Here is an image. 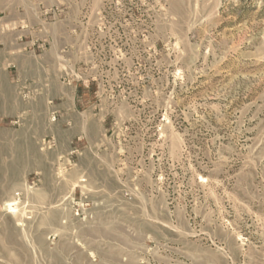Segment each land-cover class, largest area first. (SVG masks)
<instances>
[{
	"label": "rangeland",
	"instance_id": "374dc122",
	"mask_svg": "<svg viewBox=\"0 0 264 264\" xmlns=\"http://www.w3.org/2000/svg\"><path fill=\"white\" fill-rule=\"evenodd\" d=\"M49 15L84 45L78 105L0 65V264H264V0Z\"/></svg>",
	"mask_w": 264,
	"mask_h": 264
},
{
	"label": "crops",
	"instance_id": "0c3cea01",
	"mask_svg": "<svg viewBox=\"0 0 264 264\" xmlns=\"http://www.w3.org/2000/svg\"><path fill=\"white\" fill-rule=\"evenodd\" d=\"M54 7L57 0H0V65L23 95L44 100L50 111L74 114L75 92L63 80L84 45L69 21H51Z\"/></svg>",
	"mask_w": 264,
	"mask_h": 264
}]
</instances>
